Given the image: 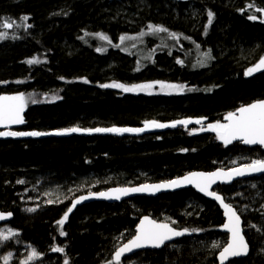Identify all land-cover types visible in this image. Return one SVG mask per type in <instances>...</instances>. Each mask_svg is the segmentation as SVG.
<instances>
[{
  "label": "trees",
  "instance_id": "trees-1",
  "mask_svg": "<svg viewBox=\"0 0 264 264\" xmlns=\"http://www.w3.org/2000/svg\"><path fill=\"white\" fill-rule=\"evenodd\" d=\"M257 9L264 0H0V96L27 100L17 131L175 124L134 134L0 137V211L14 214L10 225L21 238L8 264H23L28 255L20 251L28 246L40 254L30 264H115L114 253L144 215L194 235L122 264H219L228 242L222 212L191 189L78 207L63 226L65 236L57 221L86 193L264 160L261 147L226 146L204 130L264 99V71L246 74L264 58V12ZM105 84L154 87L125 92ZM188 118L205 123H179ZM216 191L242 215L251 247L232 264H264V176ZM7 247L0 244V262Z\"/></svg>",
  "mask_w": 264,
  "mask_h": 264
},
{
  "label": "snow or ice",
  "instance_id": "snow-or-ice-1",
  "mask_svg": "<svg viewBox=\"0 0 264 264\" xmlns=\"http://www.w3.org/2000/svg\"><path fill=\"white\" fill-rule=\"evenodd\" d=\"M252 5H249L251 7ZM257 11L264 12V9H257ZM208 24L211 25L212 20L214 18V14L209 11L208 12ZM23 20L27 21L28 17H23ZM249 19H257L255 16H250ZM3 26L5 28L11 29L13 24L11 22H4ZM31 27V25H28ZM148 28L153 32H167L168 30L163 26H154L148 25ZM173 38H178L176 34H172ZM5 38L0 35V39ZM121 42L125 39V37H121ZM111 42V41H109ZM100 51V49H97ZM211 50L206 54L209 59H211ZM28 64L39 63L38 59H30L26 61ZM178 63H182V61H178ZM256 71H264V58L260 60V62L254 67L248 69L247 75H252ZM87 82V81H85ZM102 87L109 88L115 87L120 88L125 92L135 91L137 89L140 90H150L154 87V85H138L134 87H127L123 84H105ZM161 88H169V89H177L182 91V86L179 85H161ZM148 94H152L150 91ZM170 94V93H169ZM36 103V101H33ZM27 106V100L23 94L16 96H0V127L9 126L12 124H22L24 123L23 115L25 108ZM225 120L228 122L225 123H215L208 125L205 128V131L215 132L218 138L227 146L228 144L233 143L234 141H241L246 145H260L264 147V100L257 101L247 106L240 107L235 112H229ZM192 121H180L179 123L188 124ZM196 123L200 124L203 121L197 120ZM153 127H175V124L166 125V124H157L156 122H151L150 125ZM114 132V133H123L126 131H142L141 129H119V128H110V129H80L77 127L64 129L55 132H40V131H31V132H0V136H47V135H69L71 133L76 132ZM252 173H264V160H255L245 165L242 168H235L230 171H217L209 174L205 173H192L189 176L184 177L182 180H173L164 185H145L143 187L138 188H123V189H115L112 192H101L98 194H89L87 196H81L77 200H75L71 206L66 210L65 215L62 219L57 221V224L60 226V235L65 236L66 232L63 231V226L65 222L69 218V214L75 209V207L82 203L84 200L90 198H103V199H121L122 196H127L132 193L137 192H150L155 193L165 188H176L181 187L184 184H194L195 187L199 189V191L205 193L206 195L212 196L214 199L219 201L221 205L225 209V214L228 217V223L224 225V228L231 233V242L228 243L225 247H223L220 252V261L221 264H224L230 257H238L242 255L248 254V244L245 241L244 236L242 235L241 229V218L237 214L236 210L229 204L225 203L223 198L218 195L214 191H210L211 186L217 181L220 182H231V180L236 176H245L250 175ZM19 183H23V181H18ZM49 204L53 203L52 200L48 201ZM27 211H35V209H27ZM11 214L0 213V220H5L9 218ZM188 230L177 231L170 227L167 223H157L155 220L149 219L145 217L137 230L138 234L134 236L131 240L128 241L123 247L119 248L115 253V264H121L122 257L126 253L132 252L134 249L152 247V248H160L167 241L172 240L174 237H179L185 235ZM15 234V233H14ZM0 239L7 240L8 236H3L0 234ZM213 247H219L218 244L213 245ZM52 251L58 253H64L65 249L63 247H53ZM10 255L8 257H4L5 264H8V260L10 259ZM40 254L37 253L35 249L32 250L31 255L23 262V264H30V262L37 258ZM64 264H69L68 260L64 261Z\"/></svg>",
  "mask_w": 264,
  "mask_h": 264
},
{
  "label": "water",
  "instance_id": "water-1",
  "mask_svg": "<svg viewBox=\"0 0 264 264\" xmlns=\"http://www.w3.org/2000/svg\"><path fill=\"white\" fill-rule=\"evenodd\" d=\"M121 1H125V0H121ZM261 100H264V99L255 100V101H253V102H251V103H248V104H245V105H242V106H247V105H250V104L255 103V102H257V101H261ZM242 106H241V107H242ZM239 108H240V107H239ZM239 108H238V109H239ZM238 142H241V141H234V142L231 143V144L238 143ZM241 143H242V142H241ZM243 145L246 146V147H251V148H254V147H261L262 149H264V147H262V146H260V145H246V144H244V143H243ZM244 166H245V165H244ZM244 166H240L239 168H242V167H244ZM236 168H238V167H236ZM232 169H235V168H231V169L219 168V169H215V170H213V171H194V172H190V173H188V174H185V175H183V176H180V177H177V178H174V179H171V180H165V181L154 182V183H142V184L132 185V186H117V187H112V188L106 189V190H104V191L90 192V193H86V194L80 195V196L76 197V198L73 200V202H74L75 200H77L78 198H80L81 196H87V195H89V194H98V193H101V192H106V193H107V192H112V191L115 190V189H123V188H138V187H143V186H145V185H149V186H152V185H164V184H167L168 182L173 181V180H182L184 177L189 176V175H191L192 173H205V174H209V173H213V172H217V171H224V172H227V171H230V170H232ZM263 176H264V173H252V174H250V175H245V176H236V177H234V178L231 180V182H220V181H217V183H215V184H213V185L211 186L210 191H214V192H216L218 195H220V196L223 198V200H224L225 203L229 204L228 202L225 201V199H224V197L222 196V194L216 191V188H217V187H219V186H232V185H234L235 183L240 182V181H245V180H249V179H253V178H258V177H263ZM188 189H192V190H194L197 194L201 195L202 197H205L206 199L211 200V201L217 203V205L219 206V208L221 209V211H222L223 214H224L225 221H224V223H223V231H224L225 233L228 234V243H230V242H231V233L228 232V231L224 228V225L228 223V217H227V215L225 214V209H224V207L221 205V203H220L219 201H217L216 199H214L212 196L206 195L205 193L199 191V189H198L197 187H195L194 184H187V183H186V184L182 185L181 187H176V188H165V189H161L160 191H157V192H155V193H150V192H137V193H132V194H129V195H127V196H122L121 199H119V200H116V199H103V198H95V197H93V198H90V199L84 200L82 203L78 204V205L75 207L74 210H76L78 207H82V206H84V205H88V204H92V203H100V202H103V203H110V204H112V203H122V202H124V201L130 200V199H134V198H137V197L157 198V197H159V196H161V195H165V194H174V193L181 192V191H183V190H188ZM73 202H72V203H73ZM229 205H231V204H229ZM231 206L236 210L237 214H238V215L240 216V218H241V229H242V235L244 236L245 241H246L247 244H248V249H249V250H248V254H247V255H242V256H238V257H230L227 261L224 262V264H229V263H231V262H233V261H235V260H243V259H245V258H247V257L249 256V253H250V251H251L250 244H249L248 239H247V237H246V235H245V229H244V220H243V217H242V215L239 213L238 209H237L235 206H233V205H231ZM0 213H4V214H6V215L9 214V213L11 214V216H10L9 218H7V219H5V220H0V228H1L2 226L6 225V224L11 223V222L14 220V214H13L12 212H3V211H0ZM145 217H148L149 219L155 220L157 223H167V224L170 225V227H172L173 229H175V230H177V231H184V230H185V229H179V228H176V227H174L173 225H171V224L168 223V222L159 221V220L153 218L152 216L144 215L143 217L140 218V221H139V223H138V225H137V227H136V229H135V235H134V236H136V235L138 234L137 230H138V228H139V226H140L141 221H142ZM187 230H188V229H187ZM192 235H193V232H191V231L188 230V231L185 233V235H183V236H179V237H174L172 240L167 241V242L165 243V245H163V246L160 247V248L146 247V248L134 249L132 252H130V253H126V254L122 257L121 263H122L125 259H128V258L134 256L135 254L141 252V251H145V250H157V251H160V250H162L164 247H166L168 244L174 243V242H176V241H178V240H181V239L184 238V237H189V236H192ZM134 236H133V237H134ZM133 237H132V238H133ZM132 238H131V239H132ZM131 239H130V240H131ZM127 243H128V241H127L126 243H124L123 245H121L119 248L123 247V246H124L125 244H127ZM228 243H227V244H228ZM119 248H118V249H119ZM118 249H117V250H118ZM117 250H116V251H117ZM115 253H116V252H115ZM115 253H114V255H113V262H114V263H115ZM219 257H220V254H219ZM219 257H218V262H219V264H221V261H220V258H219ZM0 264H3V263L0 262Z\"/></svg>",
  "mask_w": 264,
  "mask_h": 264
},
{
  "label": "rangeland",
  "instance_id": "rangeland-1",
  "mask_svg": "<svg viewBox=\"0 0 264 264\" xmlns=\"http://www.w3.org/2000/svg\"><path fill=\"white\" fill-rule=\"evenodd\" d=\"M245 105V104H244ZM185 120H188V121H192L191 123H188V124H185V125H192V124H194V123H196L195 121H197V120H200V119H183V120H181V121H185ZM203 121V120H202ZM151 122H156L157 124H166V125H171L170 123H162V122H157V121H149V122H147L146 124H145V126L143 127V128H137V129H141L142 131H126L125 133H127V134H134V133H141V132H144V131H149V130H158V129H163V128H166V127H153V126H147L146 127V125H150L151 124ZM180 122V121H179ZM205 122L203 121L202 123H200L199 125H202V124H204ZM181 124H183V123H181ZM198 124V123H197ZM14 125L15 124H12V125H9V126H4V127H0V132H19V131H17L15 128H14ZM169 127V126H168ZM76 133H81V132H76ZM72 134V133H71ZM0 137H22V136H0ZM246 165H248V164H246ZM234 168H236V167H234ZM254 179V178H253ZM245 192V191H244ZM35 208V207H34ZM27 211V210H26ZM15 233V234H14ZM0 234H2L3 236H8L9 237V239H7V240H3V239H0V244H2V245H4V247H6V246H8L7 248H5V251H4V257H8L9 256V254H11L10 255V257L12 256V254L15 252L14 251V248L16 247V245L17 244H19L21 241V238L19 237V233L15 230V229H13V227L10 225V223L9 224H6V225H4V226H2L1 228H0ZM29 247V246H28ZM28 247H26V250H22V251H20V252H22L23 254H24V256L27 254L28 255V257L31 255V252H32V250H33V248H32V250H30V251H27V248ZM27 259V258H26ZM25 259V260H26ZM24 260V261H25ZM36 260V258L35 259H33L32 261H31V263H33L34 261ZM1 263H3V264H5V260L3 259L2 261H1ZM124 263V262H123Z\"/></svg>",
  "mask_w": 264,
  "mask_h": 264
},
{
  "label": "flooded vegetation",
  "instance_id": "flooded-vegetation-1",
  "mask_svg": "<svg viewBox=\"0 0 264 264\" xmlns=\"http://www.w3.org/2000/svg\"><path fill=\"white\" fill-rule=\"evenodd\" d=\"M188 190H189V189H188ZM191 190H192V189H191ZM183 191H185V190H183ZM192 191H194V190H192ZM194 192H195V191H194ZM217 192H218V191H217ZM195 193H196V192H195ZM196 194H197V193H196ZM197 195L200 196V197H202V196L199 195V194H197ZM202 198L206 199L205 197H202ZM206 200H208V199H206ZM208 201H211V200H208ZM211 202H213V201H211ZM213 203H215V202H213ZM215 204L217 205V203H215ZM217 206H218V205H217ZM218 207H219V206H218ZM220 211H221V209H220ZM221 212H222V211H221ZM222 215H223V223H224L225 218H224V214H223V212H222ZM222 230H223V225H222ZM223 232H224V231H223ZM224 233H225V232H224ZM225 234H227V233H225ZM134 235H135V234H134ZM193 235H194V233H193ZM193 235H192V236H193ZM227 236H228V234H227ZM189 237H191V236H189ZM182 239H183V238H182ZM178 241H179V240H178ZM176 242H177V241H176ZM174 243H175V242H174ZM227 243H228V242H227ZM171 244H172V243H171ZM168 245H169V244H168ZM145 251H147V250H145ZM125 260H127V259H125ZM125 260H124V261H125ZM124 261H123V262H124ZM235 261H236V260H235ZM123 262H122V263H123ZM233 262H234V261H233ZM233 262H231V263H229V264H232ZM122 263H121V264H122Z\"/></svg>",
  "mask_w": 264,
  "mask_h": 264
},
{
  "label": "bare ground",
  "instance_id": "bare-ground-1",
  "mask_svg": "<svg viewBox=\"0 0 264 264\" xmlns=\"http://www.w3.org/2000/svg\"><path fill=\"white\" fill-rule=\"evenodd\" d=\"M188 119H193V118H188ZM239 143H241V142H239ZM243 144V143H242ZM244 146V145H243ZM226 202H228V201H226ZM229 203V202H228ZM230 204V203H229ZM232 205V204H231ZM234 206V205H233Z\"/></svg>",
  "mask_w": 264,
  "mask_h": 264
}]
</instances>
